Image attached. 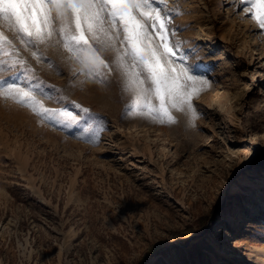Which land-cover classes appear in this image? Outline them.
<instances>
[{
    "label": "rangeland",
    "instance_id": "rangeland-1",
    "mask_svg": "<svg viewBox=\"0 0 264 264\" xmlns=\"http://www.w3.org/2000/svg\"><path fill=\"white\" fill-rule=\"evenodd\" d=\"M156 6L208 81L194 126L141 118L119 73L92 77L58 35L26 48L0 21L15 44L0 75L53 110L0 97V264H264V30L241 0Z\"/></svg>",
    "mask_w": 264,
    "mask_h": 264
},
{
    "label": "snow or ice",
    "instance_id": "snow-or-ice-1",
    "mask_svg": "<svg viewBox=\"0 0 264 264\" xmlns=\"http://www.w3.org/2000/svg\"><path fill=\"white\" fill-rule=\"evenodd\" d=\"M241 3L250 5V9H245L246 14L250 13L264 30V0H241ZM156 4L157 0H0V21L7 24L14 39L26 48L51 46L53 36L58 35L64 49L76 60L83 58L96 65L89 68L92 77L104 80L113 72L119 73L123 90L135 94L128 107L138 109L141 118L171 125L178 122L173 115L175 111L194 126L199 113L193 98L208 87V81L196 74L195 65L188 60L191 50L182 47L174 27H170L171 17ZM105 20L110 23V30L105 28ZM120 29L124 34L122 39ZM150 30L159 38V46L151 43ZM14 39L0 32V53L5 48H15ZM118 40L122 45L127 42L123 51L116 47ZM94 42L113 52L110 63L102 58ZM173 61L181 64L179 72L172 67ZM6 63L0 59V66ZM17 66L19 71H31L24 60L16 59L8 65ZM20 79L23 77L9 80L0 75V97L29 107L38 116L53 111L41 105V111L37 112L35 105L39 102L32 87L26 81L21 86ZM63 114L76 119L71 113ZM96 139L94 133L89 142Z\"/></svg>",
    "mask_w": 264,
    "mask_h": 264
},
{
    "label": "bare ground",
    "instance_id": "bare-ground-1",
    "mask_svg": "<svg viewBox=\"0 0 264 264\" xmlns=\"http://www.w3.org/2000/svg\"><path fill=\"white\" fill-rule=\"evenodd\" d=\"M261 182V180L258 182V184ZM222 216H223V213L221 212V213H219V219L220 218H222ZM222 220V219H221ZM230 261L233 263L234 261H235V257H231L230 258Z\"/></svg>",
    "mask_w": 264,
    "mask_h": 264
}]
</instances>
